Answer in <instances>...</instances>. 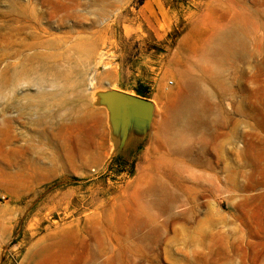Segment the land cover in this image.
I'll return each instance as SVG.
<instances>
[{"label": "rangeland", "instance_id": "obj_1", "mask_svg": "<svg viewBox=\"0 0 264 264\" xmlns=\"http://www.w3.org/2000/svg\"><path fill=\"white\" fill-rule=\"evenodd\" d=\"M111 91L152 104L125 140ZM0 264H264V0H0Z\"/></svg>", "mask_w": 264, "mask_h": 264}, {"label": "bare ground", "instance_id": "obj_2", "mask_svg": "<svg viewBox=\"0 0 264 264\" xmlns=\"http://www.w3.org/2000/svg\"><path fill=\"white\" fill-rule=\"evenodd\" d=\"M236 43L235 34H221L211 45V55H220L231 49L230 45ZM92 82V81H91ZM210 90L205 86L197 83L192 79L186 81V91L181 93L178 101L171 108V119L167 127L172 128L170 140L175 147H180V132L192 131L201 127L211 116L208 98ZM182 149V148H181ZM151 193L157 194L158 197L163 193L161 188H154Z\"/></svg>", "mask_w": 264, "mask_h": 264}, {"label": "water", "instance_id": "obj_3", "mask_svg": "<svg viewBox=\"0 0 264 264\" xmlns=\"http://www.w3.org/2000/svg\"><path fill=\"white\" fill-rule=\"evenodd\" d=\"M103 100L110 110L122 140H125L130 127L144 125L152 111V104L147 99L120 91L105 94Z\"/></svg>", "mask_w": 264, "mask_h": 264}, {"label": "crops", "instance_id": "obj_4", "mask_svg": "<svg viewBox=\"0 0 264 264\" xmlns=\"http://www.w3.org/2000/svg\"><path fill=\"white\" fill-rule=\"evenodd\" d=\"M130 124H133V123L130 122Z\"/></svg>", "mask_w": 264, "mask_h": 264}]
</instances>
